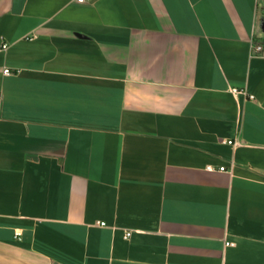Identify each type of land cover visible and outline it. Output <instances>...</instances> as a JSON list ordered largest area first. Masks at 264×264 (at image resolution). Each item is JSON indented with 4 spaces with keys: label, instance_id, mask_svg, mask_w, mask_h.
<instances>
[{
    "label": "crops",
    "instance_id": "0c3cea01",
    "mask_svg": "<svg viewBox=\"0 0 264 264\" xmlns=\"http://www.w3.org/2000/svg\"><path fill=\"white\" fill-rule=\"evenodd\" d=\"M251 39L264 0H0V264H264Z\"/></svg>",
    "mask_w": 264,
    "mask_h": 264
},
{
    "label": "built area",
    "instance_id": "2783aa9c",
    "mask_svg": "<svg viewBox=\"0 0 264 264\" xmlns=\"http://www.w3.org/2000/svg\"><path fill=\"white\" fill-rule=\"evenodd\" d=\"M91 0H75V2L77 3H85ZM1 48L4 50L7 48V45L4 43L2 44ZM249 54L251 57H260V58H264V42L263 41H256L254 39L250 40V47H249ZM3 73L5 75H10L11 72L8 69L3 70ZM232 92L234 94H238L239 91L236 89H232ZM223 143L227 144V145H234L235 142L231 141V140H222ZM207 171L209 172H213L218 170L219 172H226V169L224 167H219L217 169H215L213 166L208 165L205 168ZM99 225H104L103 223H100ZM125 238H128L130 236V232H125ZM14 238H17V234H15ZM225 245L227 246H232L233 243L232 242H227L225 243Z\"/></svg>",
    "mask_w": 264,
    "mask_h": 264
}]
</instances>
